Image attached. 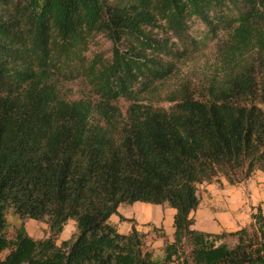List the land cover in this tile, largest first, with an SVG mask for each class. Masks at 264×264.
<instances>
[{
	"label": "trees",
	"instance_id": "obj_1",
	"mask_svg": "<svg viewBox=\"0 0 264 264\" xmlns=\"http://www.w3.org/2000/svg\"><path fill=\"white\" fill-rule=\"evenodd\" d=\"M191 18L217 40L214 74L196 95L185 85L155 106L145 96L187 54L171 38ZM99 34L109 61L85 55ZM78 76L94 97H64L60 83ZM256 170L264 0H0V264H264L260 206L236 231L191 228L198 184ZM135 201L175 209L173 240L158 229L162 259L134 226L124 234L109 221ZM9 210L22 219L11 238ZM27 219L47 236H30ZM68 220L75 232L57 243Z\"/></svg>",
	"mask_w": 264,
	"mask_h": 264
},
{
	"label": "rangeland",
	"instance_id": "obj_2",
	"mask_svg": "<svg viewBox=\"0 0 264 264\" xmlns=\"http://www.w3.org/2000/svg\"><path fill=\"white\" fill-rule=\"evenodd\" d=\"M171 41L175 43V48L179 52L184 51V53L187 52V54H185V56L182 57L177 63L178 66L174 74L169 76L167 79L156 83L155 88L152 90V92L145 96V100L152 102L155 106L169 107L171 104L170 102H168L169 97L172 96V94L178 88L185 85L188 90L193 91L196 95L197 89H201L203 88V85L208 84L209 78L214 74L213 71L215 70L214 66L217 61V40L211 38L207 34L204 24L198 19H189L187 35H185L181 39L171 38ZM183 48L185 49L182 50ZM85 55L88 59H91L94 55H96L100 56L105 61H109L112 57V43L103 35H96L93 41L90 43L89 49L86 51ZM250 57L251 56L247 58L249 59ZM60 86L62 94L67 99L94 97L90 84L82 76L63 81L60 83ZM116 104L122 111H124L127 107L128 102L120 98ZM257 173L258 175L263 174L262 171H259ZM247 179L241 182H245ZM260 181L264 183V179ZM257 206H260L262 212H264V200L259 202ZM119 215L117 216L119 222L129 221L133 226V219H127L124 216L120 215L123 217L121 219ZM6 217L8 220L7 236L11 238L14 236L16 228L19 226L22 219L17 214H14L11 210L7 211ZM25 222L27 223H25L26 230L28 234L33 238L39 239L47 236L48 225L45 222L36 221L33 219H27ZM155 228L157 229L156 231L151 228L149 233L147 234L141 232L144 235V244L147 249H149L147 244L148 237H150V239L153 241H163L158 229H162L163 233L166 235L162 227ZM74 232L75 227L73 221H68L61 231L58 241L71 237ZM225 238L229 244H231V241H233L231 237Z\"/></svg>",
	"mask_w": 264,
	"mask_h": 264
},
{
	"label": "crops",
	"instance_id": "obj_3",
	"mask_svg": "<svg viewBox=\"0 0 264 264\" xmlns=\"http://www.w3.org/2000/svg\"><path fill=\"white\" fill-rule=\"evenodd\" d=\"M257 172L259 171H254L245 182L235 185L229 184L224 178L211 183L198 184L199 205L191 213L193 217L191 228L217 234L236 231L249 225L252 222V213L255 212L256 206L264 200V183L260 181L264 179V172L262 175H258ZM117 212L127 219H133V226L137 231L147 234L154 226L162 227L167 238L170 241L173 240L175 209L168 204H152L141 201L130 204L121 203L117 207ZM117 216V214H112L109 221L116 226L120 233H128L132 224L129 221L119 222ZM59 242L57 240V243ZM233 242L234 240L231 241V244ZM147 244L154 257L162 259L164 255L163 241H153L148 237ZM170 264L179 263L175 260Z\"/></svg>",
	"mask_w": 264,
	"mask_h": 264
}]
</instances>
